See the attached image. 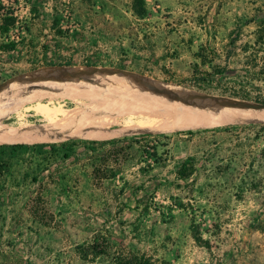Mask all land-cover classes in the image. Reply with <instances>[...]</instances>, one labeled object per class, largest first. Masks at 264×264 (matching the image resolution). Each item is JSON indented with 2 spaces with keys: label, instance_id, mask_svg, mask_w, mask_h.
I'll return each instance as SVG.
<instances>
[{
  "label": "rangeland",
  "instance_id": "rangeland-1",
  "mask_svg": "<svg viewBox=\"0 0 264 264\" xmlns=\"http://www.w3.org/2000/svg\"><path fill=\"white\" fill-rule=\"evenodd\" d=\"M3 1L6 7L14 11L15 15H17L20 23L19 27L21 28L13 31L9 35L10 39L16 40L22 38L24 40H32L36 46H39L44 41L52 39L53 36L49 28L53 20H59V25L62 31H64L60 39L63 45L60 54L64 57L72 56L73 60L77 63L87 61L89 64L87 66H96L86 68L107 69L105 71L122 75L131 73L129 74L130 76L136 77H140L137 75H142L144 76L142 78L146 77V79H153V81L160 83L166 82L169 83L168 85H180L194 91L198 90L191 88L188 80L190 79L193 68L192 63L195 64V60L187 50V40L192 39V50L195 51L200 43L204 44L205 32L208 36L215 35L218 39H221L230 30L240 24L238 22L239 19L243 22L256 15L260 8L264 11V0H258L253 4L251 3L254 0H229L221 8L218 16L214 17L213 12H211L206 21H203L206 25V31H204L203 27L199 28L197 18L201 17L199 14L201 12L199 6L183 2L180 13L175 18L170 19L169 22L166 19L171 16L166 14L165 11L157 9V19L166 22L163 27L164 32H167L171 37L168 42L172 43L175 41V43L180 44L177 50L175 49V51L169 54L171 56L169 60L181 56L180 61L170 62L167 66L168 68H166L167 70L164 71L161 62L158 60L160 54L157 50L158 56H156L157 53L149 56L150 60L153 61L149 65L150 68L144 65L145 60L141 58L140 54L136 55V62L134 64L133 62L129 63V61L133 60L123 58L126 55L124 48L126 46L128 47V45L122 44V38L111 39V45L103 46V40L107 41L106 39L94 38L92 37V29L82 27L84 19L92 20L91 13H88L89 15H86V18H83L82 10H89L92 5L99 2L98 0ZM126 1L112 0L109 2L121 6ZM158 4L159 1L155 0L154 6L156 7ZM34 8L35 10H33ZM122 10L123 8L114 12L117 19H120L122 16L126 17L121 12ZM252 25L243 28L244 37L252 31ZM27 28H29V31H27ZM161 30L163 28L157 30L153 28L150 31L161 33ZM173 31L174 33L172 34ZM160 37H163V34ZM96 39L102 42L100 46L98 43H94ZM87 41H90V43L86 44ZM164 41L165 39L163 41L158 40L156 48H163ZM156 45L153 44L152 48ZM132 46L139 53L140 45L136 44ZM38 53L40 55L39 50ZM176 54L178 55L176 56ZM40 69L43 68L37 70ZM28 70L31 69H28V64L24 61L8 63L3 58H0V90L11 82L34 74L37 71ZM3 79L5 81H2ZM222 84L224 85L225 83ZM79 87H68V85L52 87L56 89L52 96L54 94L59 95L60 89L64 90L61 91L63 94H60L64 96L56 98L54 103L69 112H77L78 119H76L77 121H75L74 127L79 126L80 129H91L92 133H94L90 136L91 138L71 137L63 140H37L31 143H16L14 144L15 146L21 145L17 148L9 147L14 146L13 144L3 145L7 148H5L4 152H0V158L7 163V168L4 172V177L0 180V264H51L56 259L67 260L68 264H78L74 256V245H82L88 242L90 239L89 235L102 226H104L103 229H110L106 218V213L111 205L110 200H113L115 195L120 196L118 194L119 191H122L125 187L122 182L118 181L119 178H125L126 182L130 180V184H135L133 181L135 178L138 179L136 185L141 182V179L137 176L136 168L127 167L130 162L126 164L127 161L135 159V157L139 161L140 157H137L140 151L139 147L133 145V148L126 150L123 156L119 155L118 157H114L110 155L113 154L109 153L110 151L118 150L120 147H127L130 142L104 147H101L99 144L102 141L111 139L135 137L136 141L141 143L140 145L149 147L146 148L147 154L150 155L155 152L159 155L157 158L161 160L170 158L172 161L173 151L175 150L174 143L178 139L186 141L183 149L194 152L195 149H204L210 146L212 142H219L221 145L223 140L226 139L225 131L227 130L244 129L239 134L244 132V136L246 137V149L244 152L246 177L252 178L254 172L255 177L259 173L258 176L262 179L260 218L264 220V159L262 158L259 163L256 162L254 168L250 167V162L254 158L257 159L256 155L258 151L264 150V124L237 122L234 124L200 125L189 129H163L156 132L147 131L143 128L148 119L150 121L153 120L155 123L167 121L166 123L168 124L169 121L174 120L173 118H180L181 115L186 114H180L174 109L173 106H176L175 102L163 97L156 98L155 95L148 93L151 98L149 96L144 97V93L138 92L135 94L132 90L131 92H129L130 90H124L114 96L103 95L102 92H95L88 87ZM173 87L178 88L176 86ZM206 92L209 95L217 96L221 94L222 87H217L216 84H212ZM127 93L131 94V96H128ZM155 98L156 100H152L151 102V99ZM42 102L46 104L47 99L44 98ZM178 102L179 104L184 103L185 105L194 104L184 100H179ZM94 109L97 110L95 111ZM114 114L117 116L115 117ZM31 115H34V112H31ZM97 117H100L99 120ZM30 120L40 124L38 116H34ZM96 121L101 123V125ZM95 124L97 127L93 126ZM186 131H192V134H187ZM101 136L103 137L101 138ZM179 136L184 137L180 138ZM235 136L238 135L235 134ZM156 141L159 142V145L154 146ZM251 146H254V149ZM102 151H106L107 153L104 152L103 154V159H106V162H101V168L104 167L108 171L107 175L112 171L119 175V177L116 176L117 178L107 180L93 178L91 173L92 158L94 155L98 156V153ZM108 154L109 156H107ZM147 157V160L151 161L150 163H154L150 156ZM188 158L187 156L186 159ZM151 177H154V181L149 183L139 194V197L146 195V201L150 203L151 209L149 216L139 221L141 224L140 231L143 234L144 232H148L151 228L150 225L156 222L154 236L155 238L157 237V242L162 239L164 232L167 231L173 239L180 240L182 243L187 241L186 236H188V223L191 220L190 215L181 213L173 207L168 210L167 207L170 204L173 206L178 205L180 203L179 201L183 199V195L178 192L172 183L164 185L157 181L159 179L158 177L149 176L150 179ZM146 182L147 179L144 183ZM154 187H157L159 192L157 191L158 193L154 195V199H149L152 188ZM128 195L127 199L131 200L128 201L129 205L127 207L129 210L126 211L127 216L134 215V211H132V196L130 193ZM123 199H126V195ZM173 199H176V201H173ZM252 202L253 197L246 193V214L254 208ZM192 205L191 213L196 221L194 225H199L201 227L199 231L203 237L207 241H211L210 246L214 248L215 264H221L220 233L226 229L223 226L225 221L218 218L214 220V218L210 217L209 209L203 199H198V203L192 202ZM164 221L166 222L164 223ZM214 234L219 237L217 236V238L213 239ZM253 240L257 243L256 247L259 249L260 261L258 263L264 264V236L255 235ZM142 242L143 247L148 246L147 249H149L150 253L152 247L155 246L153 245V240L145 237L142 238ZM191 253L189 251L188 254ZM206 254L207 252H204V254L203 252L197 253L199 263H202L204 255L206 256ZM181 255L184 257V254L180 252ZM64 261L63 264H66ZM53 263L55 264V262ZM96 264H108V262L105 258H100ZM243 264H247V262Z\"/></svg>",
  "mask_w": 264,
  "mask_h": 264
},
{
  "label": "crops",
  "instance_id": "crops-1",
  "mask_svg": "<svg viewBox=\"0 0 264 264\" xmlns=\"http://www.w3.org/2000/svg\"><path fill=\"white\" fill-rule=\"evenodd\" d=\"M98 1L100 3L98 2L95 5H92L89 10H82L83 18H86V15H89L88 13L92 14V20L88 19V21L87 19H84L82 27L92 29V37L101 40L106 39L107 41L103 40V46L111 45V39L118 37L122 38V44L128 45V47L126 46L124 48V53L126 55L123 58L133 60L129 61V63L133 62L134 64V62H136V55L140 54L141 58L145 60L144 65H146L147 68H150L149 65L153 61L150 60L149 56H153V54L156 53V56H158L159 52L160 58L158 60L161 62L164 71L167 70L166 68H168L167 66L170 62L174 63L180 61L181 56L169 60V57H171L169 54H171L172 51H175V49L177 50L180 47V44L175 43V41L172 43L168 42L171 37L167 32H164L165 30L163 26L166 22L157 19V9H161L171 16L166 19L168 22L180 13L182 8L181 4L183 2L199 6V9L201 10L199 13L200 16H203L206 9L205 2H201L200 0H156L159 1V4L156 7L154 6L155 0H144L147 13L143 18H140L132 12L130 0H127L121 6L109 2L112 0ZM228 1L229 0L225 1L221 8H223ZM257 1L258 0H254L251 4ZM121 8H123L121 12H123L126 17L122 16L120 19H117L114 12L121 10ZM260 10L262 9L260 8ZM197 18L199 28L203 27V30L206 31V25L204 22L199 20L200 17ZM252 26V31L249 32V34L255 29V26ZM153 28H156V30L163 28V30H161V33L150 31ZM173 33L174 31L172 34ZM162 34L163 37H160ZM228 34L225 37L218 39L215 35L208 36L205 32L204 44L200 43L195 51L192 50V39H188L187 50L195 60V64H199L200 60L196 58L194 54L197 53L201 47L206 46L214 49L216 58H214L213 63H221L225 55L226 45L229 41ZM164 39L163 48H156L158 40L163 41ZM246 39L247 37L243 36L241 40L237 42V45L241 44ZM248 39L252 40L253 38L252 36H249ZM89 43L90 41L86 42V44ZM94 43H98L100 46V43L102 42L97 41L96 39ZM136 44L140 45L139 53L138 50L134 49V46H132ZM153 44L156 46L152 48ZM156 50L158 52H156ZM177 55L178 54H176V56ZM195 64L192 63V66ZM202 68L209 70L207 65ZM128 74L131 73H127L126 75ZM242 130L244 131V129L227 130L225 131L226 139L223 140L221 145L219 142H212L210 146L204 149H195L194 152L192 150L186 151V149H183L185 147L184 145H186V141L178 139L174 143L175 150L173 151L172 161L168 158L163 160L159 159L156 163H150L151 161L147 160V156H141V152L137 155V157H140L139 161L136 157L130 161H125L126 164L130 162L127 167L133 169L136 168L137 176L141 179V182L136 185L138 179L135 178L133 179L135 184H130V180L126 182L125 178H119L118 181L122 182L125 187L120 196L114 197L113 200H110V209L106 213L110 231L107 230V228L103 229L104 226H102L100 229L94 230L89 235L90 239L97 233L107 234L110 241L116 245L127 250L152 255L156 259L168 262V264H215L214 248L210 246L211 241H208L210 248L206 249L194 241L192 233L190 232L191 223H193V225L196 223L191 213L193 206L192 202L198 203V199H203L209 209L210 217L214 218V220L218 218L225 221L223 226L226 227V229L220 233L221 264H243L244 262H247V264H259V249L256 247L257 243L253 238L255 235L264 236V233L260 230V225H264V220H261L260 218L262 179L258 176L259 173H257L255 177L254 172L252 178L246 177V166L244 163L246 137L244 136V132L239 134ZM235 134L238 136H235ZM179 137L182 138L184 136ZM189 144H191V142H189ZM251 148L254 149V146H251ZM261 151L262 150L258 151V154L256 155L257 159L254 158L250 162L251 168L255 167L256 162L259 163L261 161ZM157 156L159 155L157 154ZM187 156L192 159L193 171L187 180H182L177 177V171ZM148 167H150V169ZM149 176L158 177L159 179H157V181L164 185L172 183V185L177 188L178 192L183 195V199L179 201L180 203H178V205L173 206L170 204L167 207L168 210L173 207L178 209L181 213L190 215L191 220L188 223V236H186L187 241H184L185 243L173 239L168 231L164 232L162 239L157 242V237L155 238L154 236L156 222L153 225H150L151 228L148 232H144L143 234V232L140 231L141 224L139 221L144 217L149 216L151 211L150 203L146 201V195L139 197L140 192H142L149 183L154 181V177H151L150 179ZM117 177H119V175H117ZM146 179L147 182L144 183ZM160 190L162 191V189ZM157 191L159 192L157 187L152 188L149 199H154V195L158 193ZM129 193L132 196V211H134V215L127 216L126 211L129 210L127 205H129L128 201L131 200L127 199ZM246 193L253 197L252 205H254V208L252 211H248V214H246L245 211ZM125 195L126 199H123ZM140 199H143V201ZM173 201H176V199H173ZM121 207L122 212L117 214V210ZM143 207L146 211L143 210ZM165 222L166 221H164V223ZM194 226L201 229L199 225ZM144 236L151 238L153 240V245H155L150 250V253L149 249H147L148 246H142V238H145ZM217 236L218 235L214 234L212 238H217ZM202 238L206 240L203 235ZM184 244H186V246H184ZM78 245L79 244L74 245V256L78 264H96V262L100 260V258L96 259L92 263L82 261L75 251V248ZM189 251L192 253L188 254ZM180 252L184 254V257L182 255L180 256ZM201 252H203V254L204 252H207V254L206 256L204 255L202 263H199L197 253ZM63 261V259H56L55 261H52L51 264H54L53 262H55V264H63ZM64 262L68 264L67 260Z\"/></svg>",
  "mask_w": 264,
  "mask_h": 264
},
{
  "label": "trees",
  "instance_id": "trees-1",
  "mask_svg": "<svg viewBox=\"0 0 264 264\" xmlns=\"http://www.w3.org/2000/svg\"><path fill=\"white\" fill-rule=\"evenodd\" d=\"M5 1L16 2V0ZM200 1L205 2L206 9L199 20L206 21L210 12H213L214 17L218 16L222 4L227 0ZM130 6L132 12L140 18H143L147 13L144 0H130ZM33 10H35V8ZM59 22V20L52 21L49 28V31L53 36L52 39L44 41V43L39 46H36L32 40H24L22 38L16 40L10 39L9 35L13 31L21 29L19 27V19L14 11L7 8L4 1L0 0V58H3V60L8 63L24 61L28 64V69L31 70L46 66L89 65L87 61L77 63L73 60L72 56L64 57L60 54V51L63 49L60 39L62 38L64 31H62ZM238 22L240 24L228 34L229 41L226 45L225 55L221 63H213L216 54L214 49L209 46L201 47L197 53L194 54V56L200 60V63L193 66L188 82L190 83L191 88L205 93H207L206 91L209 86L216 84L217 87H222L221 94L217 96L264 105V11L258 10L257 14L250 19H246L243 22L239 19ZM252 24L255 26L254 31L250 34H246L245 37H247V39L237 45V42L243 37V28ZM27 31H29V28H27ZM249 36H252L253 39H248ZM24 55L25 57H23ZM206 65L209 67V70L202 68ZM44 69L46 68L37 70L34 73ZM4 80L5 79L2 81ZM222 83L225 84L223 85ZM186 132L187 134H192V131ZM123 142H130L129 146L120 147L118 150L110 151L109 153H113L110 155H113L114 157H118L119 155L123 156L126 150H131L133 145H137L140 150L139 152L143 154L142 156H150L154 163L159 160V158H157V153L154 152L150 155L147 154L146 148L149 147L140 145L141 143L136 141L135 137L111 139L108 141H102L99 144L101 147H104L108 145L114 146ZM157 145H159L158 141H156L154 146ZM20 146L21 145H14L9 147L17 148ZM5 148L7 147H4L3 145L0 146V152H4ZM104 152L106 151L98 153V156L94 155L93 158L90 157L92 158V176L98 180L113 179L117 176V174L112 171L107 175L108 171L105 170L104 167L101 168V162H106V159H103ZM107 156H109V154ZM261 157L264 158V150L261 151ZM6 168L7 163L0 158V180L4 177ZM148 168L150 169V167ZM192 171V159L188 158L184 160L178 168L177 177L182 180H187L191 176ZM121 192L122 191H119L118 194H121ZM118 196L119 195H115V197ZM140 200L143 201V199ZM143 210L146 211L144 207ZM121 212L122 207L117 210V214H120ZM260 230L264 233V225H260ZM190 232L192 233L194 241L198 245L203 246L206 249L210 248L208 241L202 238L199 227L194 226L193 223H191ZM75 251L82 261L88 263H92L99 258H105L108 264H168V262L156 259L152 255L127 250L116 245L110 241L107 234L102 233H97L91 237L90 241L78 245L75 248Z\"/></svg>",
  "mask_w": 264,
  "mask_h": 264
},
{
  "label": "bare ground",
  "instance_id": "bare-ground-1",
  "mask_svg": "<svg viewBox=\"0 0 264 264\" xmlns=\"http://www.w3.org/2000/svg\"><path fill=\"white\" fill-rule=\"evenodd\" d=\"M105 70L107 69L100 70L86 67H48L47 69H44L37 73L24 76L2 88L0 90V145L31 143L37 140H63L65 138L71 137L84 138L90 137L92 134H94L92 133L91 129H80L79 126L74 127L75 121H77L76 119H78L77 112H69L65 108L64 110L61 106L54 103V100L56 98H59V96H64L60 95L63 94L61 93V91H64L61 89L59 90V95L54 94L55 96H52L53 92H55L56 90L52 87H59L60 85H68V87H88L89 89L91 88V90L95 92H102L103 95L105 94L114 96L121 91L130 90L129 92H131L132 90L135 94L140 92L144 93V97H148L149 95L145 93L146 89H153L155 91H160V94H153L156 98L163 97L165 99L175 102L176 106H173L174 109H176L180 114L184 113L188 115H181L180 118L172 117L174 120L169 121L168 124L166 123L167 121L155 123L152 119V121L148 119L144 124L145 127L143 128L147 131L156 132L158 130L163 129H189L198 127L200 125L207 126L221 123L234 124L237 122H246L247 120L251 119L264 120V108L255 106L252 107L251 104L248 102H241L243 106L249 107L248 109L241 108L237 104L231 106L225 105L215 100H206L200 97L188 96L189 92L187 90H183L180 87L175 88L171 85H168L169 83L156 82L153 81V79H146V77L142 78L144 76L140 75H137L140 77H136L132 75L130 76L129 74H115ZM127 95L131 96V94L129 93H127ZM149 97L151 98V96ZM44 98L47 99L46 104L42 102ZM156 98L151 99V102L152 100L155 101ZM179 100L192 102L194 104L185 105L184 103H182V105L179 104ZM31 112H34V115H31ZM114 115L112 116L114 117ZM34 116L39 117L40 124H37L34 121L30 120ZM116 116L117 115H115V117ZM100 117H97L98 120ZM96 124L93 126H96ZM99 124L101 125V123ZM96 127L94 128L97 129ZM102 137L103 136H101V138Z\"/></svg>",
  "mask_w": 264,
  "mask_h": 264
},
{
  "label": "water",
  "instance_id": "water-1",
  "mask_svg": "<svg viewBox=\"0 0 264 264\" xmlns=\"http://www.w3.org/2000/svg\"><path fill=\"white\" fill-rule=\"evenodd\" d=\"M46 67H96V66H66V65H64V66H46ZM46 67H41V68H46ZM37 69H39V68H37ZM37 69H33V70H37ZM33 70H28V71H33ZM24 72H26V71H24ZM140 76H142V75H140ZM163 83H166V82H163ZM171 85L176 86V87H180L183 90H187L189 92L188 96H191V97H200V98L206 99V100H215V101H219L222 104L230 105V106L234 105V104H237L239 107L244 108V109H248L249 108V107H245V106H243L241 104V102L243 100L233 99V98H226V97L215 96V95H209V94H207L205 92L194 91V90L188 89V88H186L184 86L174 85V84H171ZM145 93L153 95V94H160V91H155L153 89H146ZM243 102H247V101H243ZM248 103H250L252 107L255 106V107L264 108V105H262V104H258V103H254V102H248ZM246 122L248 124H264V120L251 119V120H247Z\"/></svg>",
  "mask_w": 264,
  "mask_h": 264
}]
</instances>
